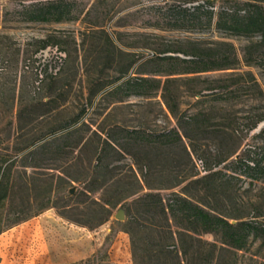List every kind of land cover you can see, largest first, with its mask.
<instances>
[{
  "label": "rangeland",
  "instance_id": "rangeland-1",
  "mask_svg": "<svg viewBox=\"0 0 264 264\" xmlns=\"http://www.w3.org/2000/svg\"><path fill=\"white\" fill-rule=\"evenodd\" d=\"M86 1L91 4L95 1L97 6L91 21L104 22L106 34H93L82 22L15 24L0 21V71H3L0 74V86L10 89L15 83H21L34 98L53 96L59 107L53 119L35 122V130L42 132L46 131L49 124L76 120L80 111L87 110L77 126L78 135H72L70 139L72 144L76 136H84L86 144L82 149L73 151L64 161H51L55 167L69 162L67 169L70 175L79 179L71 184L70 189H75L71 196L77 195L69 203L55 197L57 207H50L1 234L0 264H133L130 236L124 231L127 221L125 203H130L133 198L110 208V219L102 225H96L102 212L95 202L101 203L105 198L118 202L133 191L135 186L130 172L133 164L129 156L121 158L109 153L106 161L98 159L102 141L107 139L108 133L125 144L127 130L164 133L177 129L183 138L182 146L169 145L159 151H138L132 147V153L141 166L147 164L152 168L154 173L149 178L152 183L172 186L184 177L197 174L203 178V182L188 189L190 197L209 203L220 213L264 222V181L251 184L246 179L231 180L225 175L223 165L214 168L215 171H221L220 175L206 173L196 165L199 160L206 167L214 165L238 145L241 147L236 157L247 148L262 145L264 134L262 137L259 134L264 128V121L251 132H248V128L264 116V70L245 67L242 63L239 71L251 72L263 94L246 77L235 78L238 83L234 87L235 92L219 100L192 96L195 90L206 86L200 81H181L171 85L180 103L181 114L178 117L168 111L161 92L149 97L131 96L118 102L122 94L110 91L118 85L114 83L115 79L133 59L140 57L144 61L153 55L154 49L174 45L177 40L210 41L217 39L218 34L215 31L183 32L141 26L118 27L124 15L153 2L179 1L185 6H191L205 0ZM209 1L216 5L220 2ZM9 2L0 0V7H5ZM50 36L58 39L60 44H52L54 39L50 38V45L41 49L40 41ZM108 38L114 46L108 42ZM227 40L235 45L242 60L241 49L251 39ZM110 50H113L112 53ZM150 69L151 65L138 63L129 74L131 77H148L139 73ZM36 71L42 75L58 72L57 76H48L38 86L35 84L38 87L36 90ZM228 73H209L202 77L218 79L226 77ZM12 108L10 97L3 103L0 100V133L3 139L9 133L13 134L17 126L15 106ZM194 115L198 117L194 121L196 124L189 121ZM9 123H12L11 127ZM184 132L190 136V140L184 136ZM185 148L192 157L191 161H188ZM109 163L113 172L107 177L113 175L122 178L119 190H110L106 194L102 191L84 194L86 188H93L103 180L102 173L94 174L93 170L104 168ZM184 185L174 191L180 192ZM118 212L124 213V220L116 218ZM79 221L89 224L81 225ZM231 222L234 224L236 221L231 219ZM135 232L140 235L141 227H137ZM203 238L211 242L214 240L211 235ZM216 255H222L218 264H264V237L251 241L246 250L238 251L235 255L227 252Z\"/></svg>",
  "mask_w": 264,
  "mask_h": 264
},
{
  "label": "trees",
  "instance_id": "trees-1",
  "mask_svg": "<svg viewBox=\"0 0 264 264\" xmlns=\"http://www.w3.org/2000/svg\"><path fill=\"white\" fill-rule=\"evenodd\" d=\"M9 1L5 7H0V21L3 23L82 22L93 34H106L104 22L91 21L97 6L95 1L92 4L86 0ZM120 20V28L141 26L183 32L215 31L218 38L210 41L177 40L174 45L154 49L153 55L144 61L140 57L133 59L115 79L114 83L118 85L110 91L122 94L118 97V102L131 96L149 97L161 92L168 111L178 117L181 114L180 103L171 85L181 81H200L206 86L195 90L192 96L219 100L228 98L235 92L234 87L238 86L235 78L246 77L263 94L251 72L239 71L242 63L245 67L264 70V0H220L217 5L205 0L191 6H185L179 1H158L129 12ZM50 38L54 39L52 44H60L58 39L50 36L40 41L41 49L50 45ZM234 38L251 39L241 49L242 60L239 58L238 49L227 40ZM254 38L259 39L253 40ZM108 42L114 46L109 38ZM112 51L110 50L111 53ZM138 63L151 65L149 71L139 73L150 77L130 76L129 71ZM216 72L229 73L218 79L202 77ZM48 76L57 74H44L41 79L36 71V90L39 83ZM8 97L12 102V109L15 106L17 126L14 133H9L5 139L0 133V235L50 207H57L55 197L69 203L77 195L71 196L69 193L72 182L79 181L70 175L67 169L69 162L55 167L51 165V161H64L73 151L82 149L87 142L84 136H76V140L70 143L72 135L79 133L77 126L86 109L80 111L76 120L49 124L46 131L37 132L34 123L53 119L59 110L54 97L47 96V100L34 98L21 83H15L10 89L0 86L1 102ZM196 118L198 119L194 115L189 121L196 124ZM263 121L264 116L258 118L249 126L248 132L256 129ZM11 124L8 126L11 127ZM183 134L190 140L187 133ZM263 134L264 128L259 135L262 137ZM125 136L126 143L121 144L108 133L107 139L102 141L98 159L101 162L106 161L109 153L121 158L124 155L129 156L133 164L130 172L135 186L133 191L118 202L109 198L102 199L101 203L95 202L102 212L96 225H102L110 219V208L133 198L130 203H125L127 221L124 229L130 236L133 264H218L222 255L218 256L216 253L227 252L235 255L238 251L246 250L251 241L264 237V222L220 213L209 203L190 197L188 189L203 182V178L197 174L184 177L172 186L152 183L149 179L154 173L152 168L147 164L141 166L132 153V147L138 151H159L169 145L182 146L183 138L177 129L164 133L127 130ZM240 147L238 145L233 148L208 167L199 160L203 163V171L220 175L221 171H215L214 168L223 165L225 175L231 180L246 179L251 184L264 181V140L262 145L247 148L236 157ZM184 152L188 161H191L192 157L186 148ZM97 172L102 173L103 180L93 188H86L84 194L95 191L106 194L110 190H119L122 178L113 175L107 177L113 172L110 163L104 168L93 170L94 174ZM182 185L184 186L180 192L174 191ZM170 190L173 191L167 192ZM231 219L236 222L233 224ZM79 223L85 226L89 224L83 221ZM137 227H141L140 235L135 232ZM205 235L213 236L214 240H204Z\"/></svg>",
  "mask_w": 264,
  "mask_h": 264
},
{
  "label": "water",
  "instance_id": "water-1",
  "mask_svg": "<svg viewBox=\"0 0 264 264\" xmlns=\"http://www.w3.org/2000/svg\"><path fill=\"white\" fill-rule=\"evenodd\" d=\"M69 193H70V194H74V193H75V189H73V188L70 189ZM116 218H117L118 220H124V219H125V215H124L123 212H118L117 215H116Z\"/></svg>",
  "mask_w": 264,
  "mask_h": 264
},
{
  "label": "built area",
  "instance_id": "built-area-1",
  "mask_svg": "<svg viewBox=\"0 0 264 264\" xmlns=\"http://www.w3.org/2000/svg\"><path fill=\"white\" fill-rule=\"evenodd\" d=\"M61 54V53H60ZM62 60V59H61ZM58 72V71H57ZM57 72L55 71V72H53L52 74L53 75H56L57 74ZM39 77L42 79L43 78V75L40 73L39 74ZM196 165H197V167L199 168V169H201V170H203L204 168H203V163H202V161H196Z\"/></svg>",
  "mask_w": 264,
  "mask_h": 264
}]
</instances>
